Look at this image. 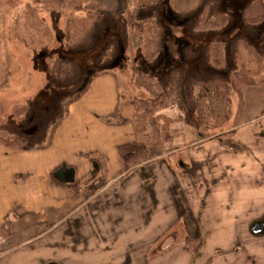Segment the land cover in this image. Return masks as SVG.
<instances>
[{
    "label": "rangeland",
    "instance_id": "rangeland-1",
    "mask_svg": "<svg viewBox=\"0 0 264 264\" xmlns=\"http://www.w3.org/2000/svg\"><path fill=\"white\" fill-rule=\"evenodd\" d=\"M254 1L0 0V133L19 136L21 149L30 151L46 142L60 123L58 133L65 129L64 136L76 140L82 133L74 120L89 122L92 116L118 110L114 121L128 117L135 139L158 151L152 159L185 150L202 138H226L242 119L264 111L254 103L264 106V18L253 24L244 18ZM131 11L145 22L135 37L128 23ZM219 15L227 18L223 28L194 30L202 18ZM240 42L260 55L257 74H250L259 99H252L247 89L236 121L238 97L232 93L228 119L210 116L201 123L196 109L200 83L227 82L248 67L250 56ZM212 43L223 44L221 68L211 63ZM142 74L154 77L159 92L138 85L136 77ZM88 90L83 104L72 111ZM92 90L103 94V101L96 103ZM170 96L173 100L160 108ZM143 102L159 107L148 117L147 134L137 136L136 106ZM6 164L0 158V264H64L59 262L64 249L51 247L50 241L62 247V237H34L26 211L32 201H27L26 186L6 180L12 170Z\"/></svg>",
    "mask_w": 264,
    "mask_h": 264
},
{
    "label": "crops",
    "instance_id": "crops-1",
    "mask_svg": "<svg viewBox=\"0 0 264 264\" xmlns=\"http://www.w3.org/2000/svg\"><path fill=\"white\" fill-rule=\"evenodd\" d=\"M257 87H249L254 100ZM117 113L74 120L82 133L76 140L58 133L60 123L30 151L0 142L12 169L6 180L26 186L32 201L26 211L34 237H62V247L50 241L64 249V264H264V111L226 138H202L129 172L118 147L135 134L128 117L114 121ZM63 168L73 172L67 182L57 177ZM184 237L201 238L200 250Z\"/></svg>",
    "mask_w": 264,
    "mask_h": 264
},
{
    "label": "trees",
    "instance_id": "trees-1",
    "mask_svg": "<svg viewBox=\"0 0 264 264\" xmlns=\"http://www.w3.org/2000/svg\"><path fill=\"white\" fill-rule=\"evenodd\" d=\"M128 23L134 31V37L137 33L144 31L145 22L136 20L135 12H128ZM244 18L248 23H258L264 18V2L263 0H256L251 5L247 6L244 10ZM226 16L219 15L215 18L206 20L202 18L201 22L196 24L194 30L197 32L206 30H218L226 24ZM247 48L249 53L248 67H244L236 71L229 81L210 80L201 82L198 95L196 96L197 112L200 122L203 123L208 117L215 119H228L231 108V95L235 93L238 97V109L235 115L236 121L241 118L242 110L244 107V94L245 91L253 85L250 79V74H257L260 64V55L251 46L245 43H238ZM210 60L215 68H221L224 65V49L222 43H212L209 45ZM255 67H254V66ZM252 66V67H251ZM143 75V74H142ZM136 77L138 85L143 86L145 89L150 90L151 93L159 92V83L151 75H143ZM173 88L170 86V92ZM173 97H167L160 108ZM159 104H149L143 102L136 106V114L139 122L137 123L135 131L136 135H146V127L148 117L153 114ZM164 107V106H163ZM237 125V124H236ZM22 139L19 136L10 135L8 133H0V142L11 148H21ZM118 152L123 163V170L128 171L134 167L156 157L158 151L147 145L145 142L140 141L139 138L118 147ZM185 243L192 249L197 251L201 247V240L199 238H186Z\"/></svg>",
    "mask_w": 264,
    "mask_h": 264
},
{
    "label": "water",
    "instance_id": "water-1",
    "mask_svg": "<svg viewBox=\"0 0 264 264\" xmlns=\"http://www.w3.org/2000/svg\"><path fill=\"white\" fill-rule=\"evenodd\" d=\"M72 174H73L72 170H69V169L63 168V169H61L60 171H58V173H57V177H58L60 180H62V181H64V182H67V181L71 180V178H72Z\"/></svg>",
    "mask_w": 264,
    "mask_h": 264
}]
</instances>
